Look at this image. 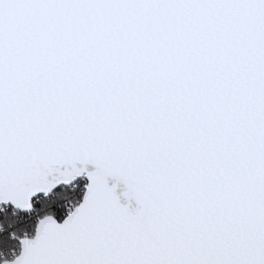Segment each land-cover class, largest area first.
I'll return each instance as SVG.
<instances>
[{
	"label": "snow or ice",
	"instance_id": "obj_1",
	"mask_svg": "<svg viewBox=\"0 0 264 264\" xmlns=\"http://www.w3.org/2000/svg\"><path fill=\"white\" fill-rule=\"evenodd\" d=\"M0 264H264V0H0Z\"/></svg>",
	"mask_w": 264,
	"mask_h": 264
},
{
	"label": "water",
	"instance_id": "obj_2",
	"mask_svg": "<svg viewBox=\"0 0 264 264\" xmlns=\"http://www.w3.org/2000/svg\"><path fill=\"white\" fill-rule=\"evenodd\" d=\"M120 191H122V185L118 188L117 194H119ZM121 202L123 203L124 201L122 200ZM133 206H134V202H133Z\"/></svg>",
	"mask_w": 264,
	"mask_h": 264
}]
</instances>
